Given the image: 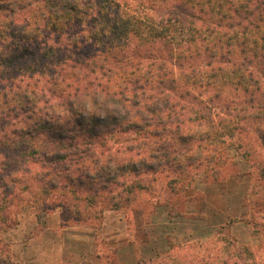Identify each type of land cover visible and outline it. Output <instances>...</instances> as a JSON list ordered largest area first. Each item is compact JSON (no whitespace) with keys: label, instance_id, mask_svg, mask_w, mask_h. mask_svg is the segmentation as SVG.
I'll return each mask as SVG.
<instances>
[{"label":"trees","instance_id":"obj_1","mask_svg":"<svg viewBox=\"0 0 264 264\" xmlns=\"http://www.w3.org/2000/svg\"><path fill=\"white\" fill-rule=\"evenodd\" d=\"M132 1L0 0L2 221L16 200L37 210L52 202L93 219L105 207L131 205L150 172L176 174L170 187L179 192L222 161L227 137L247 129L264 134V0H148L154 8ZM170 1L163 22L155 7ZM223 23L232 30L227 45L246 37L241 52L250 54L230 68L187 71L179 62L177 70L128 39L136 35L153 48L164 38L192 61L200 55L192 42L219 43L228 33ZM45 30L65 47L42 48ZM85 47L93 53L73 57ZM144 57L157 62L148 65ZM218 80L241 89L240 106L212 105ZM252 234L264 244L263 219L252 221ZM8 257L0 245V264H10ZM142 264H264V257L226 239L221 246L174 245Z\"/></svg>","mask_w":264,"mask_h":264},{"label":"rangeland","instance_id":"obj_2","mask_svg":"<svg viewBox=\"0 0 264 264\" xmlns=\"http://www.w3.org/2000/svg\"><path fill=\"white\" fill-rule=\"evenodd\" d=\"M132 4L155 6L148 0H133ZM155 9L164 22V14L172 12L173 3L161 2ZM151 12L155 19L157 14ZM160 27L164 31V25ZM221 30L228 33L219 43L200 38L192 42L200 54L192 61L183 60L178 55L180 47L168 46L164 38H158L160 43L153 48L142 44L136 35L131 34L128 39L134 49H140L144 55L159 54L162 63L177 70L181 62L187 71L192 66L210 71L218 66L230 68L234 61L250 56L241 52L246 37H235L227 45L232 30L225 23ZM40 37L38 43H42V48L48 43L65 47L63 41L57 43L56 34L50 30ZM207 43L214 53L206 48ZM92 53L90 47L72 51L73 57ZM156 60L152 62L144 57L148 65ZM250 68L261 79L260 69L254 64ZM209 93L220 96L212 105L223 102L236 107L244 100L241 89L223 80L213 84ZM195 106L194 109L202 108L199 103ZM227 140L230 144L222 150V161L213 169H205L182 191L170 187L176 174L150 172L141 179L147 188L138 193L131 205L120 210L105 207L93 219L76 217L52 202L37 210L27 201H14L7 209L5 220L0 218V245L8 251L7 261L10 264H142L164 255L174 245L196 246L198 241H217L221 246L226 239L250 246L264 257V244L252 234V221L264 220V134L239 130ZM217 170L218 179L214 176Z\"/></svg>","mask_w":264,"mask_h":264}]
</instances>
